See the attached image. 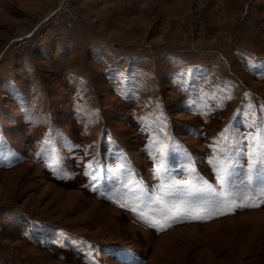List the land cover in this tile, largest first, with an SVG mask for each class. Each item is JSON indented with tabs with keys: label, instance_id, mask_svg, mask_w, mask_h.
Here are the masks:
<instances>
[{
	"label": "rangeland",
	"instance_id": "rangeland-1",
	"mask_svg": "<svg viewBox=\"0 0 264 264\" xmlns=\"http://www.w3.org/2000/svg\"><path fill=\"white\" fill-rule=\"evenodd\" d=\"M66 1L0 0V264H264V204L165 227L139 215L166 223L150 199L161 145L168 176L219 190L230 129L244 186L264 130V0H71V47L24 38Z\"/></svg>",
	"mask_w": 264,
	"mask_h": 264
},
{
	"label": "snow or ice",
	"instance_id": "snow-or-ice-1",
	"mask_svg": "<svg viewBox=\"0 0 264 264\" xmlns=\"http://www.w3.org/2000/svg\"><path fill=\"white\" fill-rule=\"evenodd\" d=\"M261 108H264V105H261ZM252 126L257 131L256 135L247 137L250 140L249 174L247 180L243 182L242 188L230 179V167L233 163L230 155L232 151L230 129L226 128L221 132L223 143L218 142V151L221 153V156L216 160L219 190L217 186L203 180L202 177H194L191 171L188 172L189 178L187 179L168 176V169L164 164V146L161 145V160L156 171L158 174L164 173L167 183H161L159 185L160 195L150 197V199L153 204L158 206V215L166 223L161 224V220L156 218L157 213L147 216L140 212L139 215L152 223L153 226L165 227L170 226L168 222H175L181 217L205 219L213 215L224 214L221 209L234 211L243 207H256L258 204H264V185L253 186V173L258 167L264 166V130H261L255 121ZM41 154H43V150ZM99 174V169H96L92 174L94 182L99 178ZM111 190L117 191L115 188ZM255 197H259V199L257 200ZM124 206L126 205H121V207ZM132 211L136 212L137 209L133 208Z\"/></svg>",
	"mask_w": 264,
	"mask_h": 264
},
{
	"label": "built area",
	"instance_id": "built-area-1",
	"mask_svg": "<svg viewBox=\"0 0 264 264\" xmlns=\"http://www.w3.org/2000/svg\"><path fill=\"white\" fill-rule=\"evenodd\" d=\"M72 1H66L63 4L58 5L50 14L47 15V17L44 19L42 18L40 21H44V23L40 26H35L33 29H31L28 34L24 38H26L30 43L37 44L32 42L31 40L33 37H37L40 41V44L42 46H45L43 43H47L52 39V37L55 35L54 40H59L61 37L59 36L61 32H63L65 26H71L74 24H79L81 22V18L76 14L72 13ZM65 16V21L58 22L60 20V17ZM57 19L54 21H48L49 19ZM42 23V22H41ZM261 25L264 26V19L260 21Z\"/></svg>",
	"mask_w": 264,
	"mask_h": 264
},
{
	"label": "crops",
	"instance_id": "crops-1",
	"mask_svg": "<svg viewBox=\"0 0 264 264\" xmlns=\"http://www.w3.org/2000/svg\"><path fill=\"white\" fill-rule=\"evenodd\" d=\"M67 39H69V40H72V41H74V39H75V37H73L71 34H67L66 36H63V38H61V39H59V40H54L53 39V42L54 43H56L55 45L57 46V43H59V44H63V45H66V46H68L69 44L71 45V44H73V42H69L68 44H67ZM62 45V46H63ZM69 45V46H70ZM72 46V45H71ZM70 46V47H71ZM65 48H62V49H59V50H64ZM243 50H237V54H239V53H241V54H246V55H249V56H251V57H258V55L260 54V52L259 51H257V50H247V48H242ZM46 50V49H45ZM47 51V50H46ZM44 53H46V52H44ZM223 55V54H222ZM240 56H245V55H240ZM239 56V57H240ZM222 57V56H221ZM259 60L260 59H257L256 61H255V63L254 64H257L258 62H259ZM186 62L188 61V63H190L191 61H189V59L188 60H185ZM244 61L245 62H247V61H249V59H248V57L246 56L245 57V59H244ZM224 63H225V65H227V63H226V60H224ZM211 64V63H210ZM205 64H201V62H193L192 64H189V70H191V68L192 67H190V66H195L194 67V69L195 70H197V68H200V69H203V71H207L206 70V67L204 66ZM246 65V64H245ZM254 66V65H253ZM174 67V66H173ZM210 68H214V66H210ZM246 68H249V66H247ZM246 70V69H245ZM213 73H216V71H212ZM206 73V72H205ZM213 73H211V77L212 78H215V79H220L221 77L220 76H218L217 75V77H215L214 76V74ZM217 74V73H216ZM252 75V77H253V74H254V72H252L251 73ZM231 77H233V75L232 76H230V78ZM237 78H239V76H237ZM225 84H220L218 87H222V86H224ZM213 87H215V86H213Z\"/></svg>",
	"mask_w": 264,
	"mask_h": 264
},
{
	"label": "bare ground",
	"instance_id": "bare-ground-1",
	"mask_svg": "<svg viewBox=\"0 0 264 264\" xmlns=\"http://www.w3.org/2000/svg\"><path fill=\"white\" fill-rule=\"evenodd\" d=\"M253 252V251H252Z\"/></svg>",
	"mask_w": 264,
	"mask_h": 264
}]
</instances>
